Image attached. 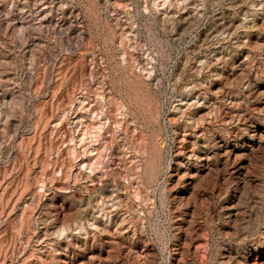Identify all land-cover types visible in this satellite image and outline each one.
<instances>
[{
	"label": "rangeland",
	"instance_id": "1",
	"mask_svg": "<svg viewBox=\"0 0 264 264\" xmlns=\"http://www.w3.org/2000/svg\"><path fill=\"white\" fill-rule=\"evenodd\" d=\"M0 264H264V0H0Z\"/></svg>",
	"mask_w": 264,
	"mask_h": 264
}]
</instances>
